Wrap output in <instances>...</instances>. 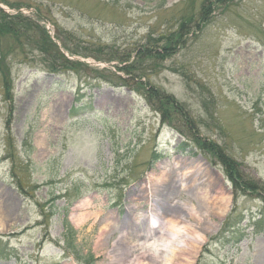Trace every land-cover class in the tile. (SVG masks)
<instances>
[{"label":"rangeland","instance_id":"1","mask_svg":"<svg viewBox=\"0 0 264 264\" xmlns=\"http://www.w3.org/2000/svg\"><path fill=\"white\" fill-rule=\"evenodd\" d=\"M203 1L0 0L88 63L53 72L55 45L43 53L0 36L13 79L9 99L0 70V264H197L201 254L215 264H264V225L253 223L264 199L235 201L221 158L202 146L215 140L264 181V0L219 2L173 55L146 61L155 67L144 82L184 105L182 131L180 114L163 121L149 92L124 77V62L108 59L175 31ZM75 105L85 107L73 116ZM191 139L209 156L174 148ZM216 196L230 199L222 215ZM242 215L245 234L232 236L240 241L211 242L227 217Z\"/></svg>","mask_w":264,"mask_h":264},{"label":"trees","instance_id":"2","mask_svg":"<svg viewBox=\"0 0 264 264\" xmlns=\"http://www.w3.org/2000/svg\"><path fill=\"white\" fill-rule=\"evenodd\" d=\"M226 0H204L201 4L200 9L197 11L196 15L190 16L189 18L184 17L178 26V28L170 32L169 34H166L161 38L159 36L158 38L154 37L153 34H149L147 38V42L144 44H140L137 49L135 50L136 53L132 55V50L125 52V54L120 55L122 52H119L118 50L114 52H109L112 56H108V59L118 57L120 59V62H124V65H122V69L124 71V77L130 80H133V83L138 82L142 88L146 90V92H149V97L152 99L151 102L156 105L158 109L162 111L163 121H170L171 119L174 120L175 117L177 118V114H180L179 118L177 119V126L176 129L183 130L184 127H188V118H187V112L184 110V105L176 99L175 96L170 95L169 93L165 92L161 88H158L156 86H152L151 84L145 83L143 80V77L147 75L148 70H152L155 66L151 65L148 66L146 61L148 60H154L156 62V66L160 64L161 59H164L167 56L173 55L175 49L177 48V45H180L184 40V35L189 32L195 33L197 30H200L202 26L209 20V18L212 15V12L214 9H216V6L219 2L225 3ZM30 25L37 26V34L32 35L33 31L30 28ZM0 36L3 37H9L14 40L15 43H24V40L27 39L29 43L35 42L37 45L32 46V48H37L39 50L43 49V53H46L47 51L44 46L53 44L57 47V50L50 56V61L53 65L52 69L50 71L53 72H65L67 69H72L76 72H80L83 65L88 64L86 62H83L81 60H76L69 58L66 56L60 48H58V44L53 40L51 34L49 33V30L41 26L37 20H35L33 17L26 16L22 12L17 13H8L6 12L1 6H0ZM1 47V42H0ZM48 47V46H47ZM66 49L69 51H72V49L69 46H65ZM3 50H0V70L3 76L4 85L5 88L8 90L6 97L9 99H12L13 97V91H11V88L13 86V79L6 75L7 72H9L8 65L11 67L10 63L7 61V57L4 53H2ZM17 51H21V49H17L13 52L15 54ZM34 51V50H33ZM108 53V51H107ZM114 56V57H113ZM8 64V65H7ZM119 74V85L126 84V79ZM129 77V78H128ZM115 81V80H114ZM124 81V82H123ZM116 83V82H114ZM133 89L136 90V88L133 87ZM148 98V97H147ZM149 99V98H148ZM149 101V100H148ZM154 105V104H153ZM85 106H73L71 110L72 115H78L82 108ZM92 107V106H91ZM172 109V110H171ZM186 115V116H185ZM182 120L181 122L179 120ZM179 125V126H178ZM179 130V131H180ZM200 143L201 140L198 138ZM184 140L182 142H179L176 146L177 151L181 152H188L192 155H195L198 153V150H201L203 152H206L200 147V145L194 140L191 139ZM204 143V144H203ZM195 146H194V145ZM14 145V144H12ZM197 146V147H196ZM202 146L205 149H210L213 153L217 152L219 157L221 158L226 173L229 177V179L232 182V189L234 192V198L235 201L241 194H254L257 196H261L264 199V181L252 177L248 173H246L242 167V163L235 159L234 157L230 156L226 152L223 151V149L218 145V142L215 140H203ZM207 156L208 153H205ZM158 157L157 154H154V158ZM19 185L21 189L25 190V187L23 186L22 179L19 180ZM261 214L260 217L254 218L253 223L258 224V227H261L264 225V206L259 211ZM252 218L255 217V215L252 212ZM244 218V215H242L241 218L235 219V221L231 222L228 220V217L220 230L211 238V242L219 243V244H225L229 241H240L241 238H232L234 235L243 236L244 234L239 229V224L242 221L241 219ZM66 228L71 232L75 233V231L72 229V226L69 224L68 220H66ZM231 239V240H230ZM210 242V243H211ZM0 243L2 241L0 240ZM210 243L206 244L203 248V252H205L206 248H209ZM8 242L5 243L6 246H8ZM6 252L2 249H0V254L4 255ZM79 258H82V256H79ZM199 262L197 264H215L214 262H203V254L199 256ZM83 259V258H82ZM201 261V263H200Z\"/></svg>","mask_w":264,"mask_h":264},{"label":"bare ground","instance_id":"3","mask_svg":"<svg viewBox=\"0 0 264 264\" xmlns=\"http://www.w3.org/2000/svg\"><path fill=\"white\" fill-rule=\"evenodd\" d=\"M214 198H216V199L214 200L213 208L217 211V213L219 215L224 214L228 210V207L230 204V199L224 198V197H217V196ZM7 205H9V204H7ZM156 222L157 221H155V223Z\"/></svg>","mask_w":264,"mask_h":264}]
</instances>
